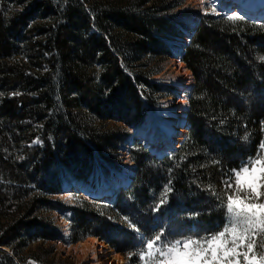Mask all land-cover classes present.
Returning a JSON list of instances; mask_svg holds the SVG:
<instances>
[{"label":"trees","instance_id":"16d2710c","mask_svg":"<svg viewBox=\"0 0 264 264\" xmlns=\"http://www.w3.org/2000/svg\"><path fill=\"white\" fill-rule=\"evenodd\" d=\"M178 8L0 0V264H55L46 245L61 239L52 213L64 209V185L119 167L128 128L143 123L145 101L161 89L150 79L181 35ZM198 19L176 54L195 78L185 141L159 158L134 140L131 183L112 203L73 207L71 243L97 237L127 255L139 248L136 229L204 235L223 219L213 192L225 191L235 157L264 140V20ZM165 184L172 191L158 204Z\"/></svg>","mask_w":264,"mask_h":264},{"label":"snow or ice","instance_id":"6c2138e0","mask_svg":"<svg viewBox=\"0 0 264 264\" xmlns=\"http://www.w3.org/2000/svg\"><path fill=\"white\" fill-rule=\"evenodd\" d=\"M212 11L215 13V7ZM227 19L243 21L244 17L232 13ZM261 125L264 127V121ZM235 160L223 173L225 191L219 195L213 192L223 219L211 229H205L204 235L173 236L171 232L166 234L163 227L145 235L136 229L138 261L142 264H264V140L253 152L237 155ZM169 184L163 186L158 204L166 202V194L172 191ZM127 255L131 257L133 253Z\"/></svg>","mask_w":264,"mask_h":264},{"label":"rangeland","instance_id":"374dc122","mask_svg":"<svg viewBox=\"0 0 264 264\" xmlns=\"http://www.w3.org/2000/svg\"><path fill=\"white\" fill-rule=\"evenodd\" d=\"M225 1L226 0H214L213 3V0H203V4H201V1L197 0H178L179 8L177 9L176 13L177 15H179V19L177 20V26L181 31V35L168 40V45L172 53L171 56L167 60L155 65L157 67V71L159 72L150 80L159 85L161 89L159 91L150 92L151 97L153 100H155V102L148 103L145 101L144 107L146 109V114L143 121L149 113L150 115H153V118L154 116H166L173 118L175 117L176 113L180 112V100L187 89L185 87H181V78L184 77L186 80V76L181 75L176 71V59H181V57L179 58L178 56H176V54L181 48L185 49V47L190 43L189 40L187 41V45H185V40L188 36L189 38L191 37V34L193 33L192 28L198 23L199 16H222L227 18L228 16L232 15V12L227 9L221 10L222 13H217V11L220 9L219 5ZM213 7H215V13H213L212 11ZM262 23L264 24V22ZM186 84L187 83H185V85ZM177 116L180 117L179 115ZM153 118L151 119L149 128L152 127L151 124L153 123H156L159 126H162L164 124L161 120H155ZM136 128L137 127L133 126L128 128L129 139L127 143L121 146L122 150L120 152V165L117 169L104 171L97 168L93 176H91L88 184H81L83 190L82 188H80V185L74 186L79 184L76 182L64 185L63 192L59 196V199L64 205V209L57 210L52 213V219L55 220L61 232V239L46 245V247H53V253L51 254V257L55 258V264H96L95 261L92 260V255L90 253L85 254L79 249L76 250L74 248L77 243L85 239H82L77 243H71L70 235L72 211L70 210L73 207H78L82 200H87L90 203L97 204L98 206L106 204V202L103 201L101 197L96 199L92 197V194H90V192L94 193L95 191H97V189L105 190L106 188L110 187L113 195L117 199V196L119 195L121 190L122 182L128 178H134L135 164L132 161L130 155L131 144L134 140H137V142H140L143 146H145L143 141H140L138 135L139 132ZM186 136L187 133L183 137V141L181 143L185 141ZM148 146L152 145L149 144ZM181 146L182 144H180V146L177 148H180ZM146 148L151 153L149 147ZM152 155L156 156L155 154ZM122 227H125L126 229L131 228L130 224L126 220H123ZM257 239L259 238L257 237ZM78 248H80L79 245ZM110 255L111 254L107 255L108 258L110 257ZM121 256L123 257V264H142V262L138 261L137 252L133 253L131 257L122 254ZM108 258L106 259V256L104 255L99 256L100 262L102 264H118L113 259ZM32 264L37 263L33 262Z\"/></svg>","mask_w":264,"mask_h":264},{"label":"bare ground","instance_id":"6f19581e","mask_svg":"<svg viewBox=\"0 0 264 264\" xmlns=\"http://www.w3.org/2000/svg\"><path fill=\"white\" fill-rule=\"evenodd\" d=\"M219 6L220 9L217 11V13H222L221 10L227 9L232 13H236L238 16L250 17L251 19L258 21L264 20V0H226ZM187 41H189L188 38H186L185 43H187ZM176 60V71L181 75L186 76V80L184 77L181 78V87H185L187 90L180 100V112L176 113L175 117L173 118L166 116H154L153 118V115H150L149 113L143 123L137 128L140 141H143L144 145L149 147L151 153L155 154L156 157L159 158L178 149L177 147H179L181 142L183 141V137L186 135L187 129L190 124L188 119L189 98L191 94L190 92L195 85V78L192 72L187 69L182 61H180L178 58ZM185 83L187 84L185 85ZM177 115H179L180 117H178ZM152 118L155 120H161L164 124L162 126H159L158 124L153 123L151 124L153 129L152 127L149 128V124L151 123ZM149 144L152 145L153 148L152 146H148ZM131 181L132 178L124 180L121 184V187H127L131 183ZM80 188H82V186ZM90 194H92V197L95 198L101 197L102 200L107 203H112L115 201V196L113 195L110 187L106 188L105 190L97 189V191H95L94 193L90 192ZM78 245L80 246V248H78ZM74 248L76 250L79 249L85 254L90 253L92 255V260L95 261L96 264H102L100 262L99 256L104 255L107 259V255L109 254H111L109 257L110 259H113L118 264H123V257L121 256V254L113 251L111 247H109L104 241L97 237H89L83 241H80L76 246H74Z\"/></svg>","mask_w":264,"mask_h":264}]
</instances>
